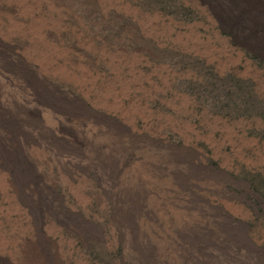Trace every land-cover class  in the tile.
I'll use <instances>...</instances> for the list:
<instances>
[{
	"label": "rangeland",
	"instance_id": "obj_1",
	"mask_svg": "<svg viewBox=\"0 0 264 264\" xmlns=\"http://www.w3.org/2000/svg\"><path fill=\"white\" fill-rule=\"evenodd\" d=\"M250 17L264 0H0V264H264Z\"/></svg>",
	"mask_w": 264,
	"mask_h": 264
},
{
	"label": "bare ground",
	"instance_id": "obj_2",
	"mask_svg": "<svg viewBox=\"0 0 264 264\" xmlns=\"http://www.w3.org/2000/svg\"><path fill=\"white\" fill-rule=\"evenodd\" d=\"M234 6H235V7H234ZM234 6H233V9L236 8V5H234ZM252 8H254V7H252ZM233 9H232V11H233ZM237 9H238V8H237ZM255 9H257L259 12H261V10H260L259 8H255ZM238 10H239V9H238ZM238 10H237V11H238ZM261 13H263V12H261ZM240 16H242L241 13H240ZM236 18H237V17H236ZM237 19H239V18H237ZM240 19H241V18H240ZM247 19L252 21V22H251V23H252L251 26H254V25H255V26H259V25H261L260 28H261V27L264 28V23L257 22V21L255 20V17H250V18H247ZM244 27H245V26H244ZM247 27H248V26H247ZM247 27H246V28H247ZM36 29H37V28H36ZM251 29H252V28H251ZM38 30H39V29H38ZM261 48H262V46H261ZM32 135H33V133H32ZM237 238H238V237H237ZM48 256H49V255H48ZM38 259H39V257L36 256V259H34V260H35L34 263H36V261H38ZM217 263H219V262H217ZM217 263H216V264H217ZM37 264H38V262H37Z\"/></svg>",
	"mask_w": 264,
	"mask_h": 264
}]
</instances>
